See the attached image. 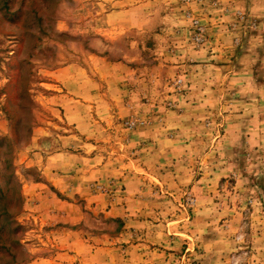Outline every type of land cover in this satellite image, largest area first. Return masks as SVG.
<instances>
[{
    "label": "rangeland",
    "instance_id": "rangeland-1",
    "mask_svg": "<svg viewBox=\"0 0 264 264\" xmlns=\"http://www.w3.org/2000/svg\"><path fill=\"white\" fill-rule=\"evenodd\" d=\"M0 264H264V0H0Z\"/></svg>",
    "mask_w": 264,
    "mask_h": 264
}]
</instances>
